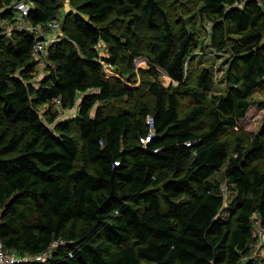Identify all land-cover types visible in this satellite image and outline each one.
<instances>
[{"label":"trees","instance_id":"trees-1","mask_svg":"<svg viewBox=\"0 0 264 264\" xmlns=\"http://www.w3.org/2000/svg\"><path fill=\"white\" fill-rule=\"evenodd\" d=\"M14 1L0 0L1 20L16 15ZM199 1L198 16L211 21L208 44L230 52L225 92L212 100L208 69L195 73L197 89L185 81L186 58L205 40L173 24L168 0H78L60 23L61 39L46 46L37 86L29 83L41 61L31 53L36 31L0 33V237L8 251L30 255L67 240L51 259L17 264H261L251 251L254 216L264 223V171L255 165L264 156V119L234 155L221 135L238 126L259 90L264 108V0ZM33 2L28 25L57 19L54 0ZM141 55L150 76L161 68L171 82L148 79L143 95L103 71L102 61L131 66ZM125 97L132 107L105 104ZM185 98L191 103L182 110ZM96 101L103 103L91 115ZM73 106L78 139L69 119L55 122ZM148 115L155 136L143 147ZM221 168L236 190L227 219L213 178Z\"/></svg>","mask_w":264,"mask_h":264},{"label":"rangeland","instance_id":"rangeland-1","mask_svg":"<svg viewBox=\"0 0 264 264\" xmlns=\"http://www.w3.org/2000/svg\"><path fill=\"white\" fill-rule=\"evenodd\" d=\"M15 0L13 3H15ZM28 5L32 6L35 2L33 0H27ZM59 5V10L57 13V26L51 28L49 26L42 27L39 29L33 28L31 25H28L25 21L24 17H20V12L18 9L14 8L12 11L16 14L11 19H0V33L6 36H9L13 31H18L23 28H27L30 31H36V35L38 38L45 37V51L40 53L37 58L41 60L39 63V72L38 74L29 80L33 86H37L40 82L42 76L45 73L44 65L46 63V46L52 43L53 41L59 40L62 37V33L60 30V23L63 20L65 14L74 10V4L78 0H54ZM169 2V15L172 19L173 24L177 27L179 23H185L189 29L196 35V37L203 38L205 40V45L202 48H196L193 50L186 58V85L193 89H197L198 86L195 82V73L199 70L206 68L213 75V81L207 90L208 99L212 100V95L214 94H224L225 89V71L230 59V52L228 49H224L222 51H217L213 49L208 44V34H209V25L210 20L201 18L197 14V6L200 5L199 0H168ZM199 4V5H198ZM125 20H117L116 25L124 26ZM115 31V30H114ZM97 50L101 55H107L106 46L102 43L97 45ZM103 71L107 76H111L115 79L121 81V83H125L129 86H132L139 92L142 93V87L144 85V92L146 94L148 87L146 86V81L148 79L154 80L157 79L161 84L167 85L171 82L170 77L162 70L158 68L157 78L150 76L147 73L149 61L145 55L134 57L131 66L127 65H119V66H111L107 65L105 61H102ZM82 93L78 94L77 98H80ZM152 97L150 96V99ZM261 99V90L255 92L251 97V105L248 109L246 116L238 120V126H234L233 129H228L225 131L221 138L227 143L229 155H234L233 148L236 143L243 145V147H247L249 144V138L253 133H256L259 130L260 124L264 119V108L259 105V101ZM79 99H77L78 103ZM184 104L182 105V110L191 103V100L188 98L184 99ZM103 101H96L94 107L91 109L90 114L94 115L96 107L102 104ZM106 106L114 108L115 110L120 108H130L133 106V101L131 98H123L122 100H110L105 103ZM76 107V106H75ZM46 105L40 104L36 107L38 113L40 114L42 120L47 123L50 127L53 126L52 122L48 121V117L46 116ZM56 110V106H52V110L50 112H54ZM76 111L72 110H58L57 117L55 122L60 121L62 119H69L71 127H70V135L77 138L79 137V125L76 121ZM8 130L10 133L15 129L16 132H19V127L8 126ZM54 129V127L52 128ZM256 167L259 168L260 171H264V156L255 162ZM223 168L219 169L217 173L214 174V179L220 181L221 183V192L225 198L224 206L219 213V216L222 219L232 218L234 215V209L229 207V202L236 195V190L234 187L229 184L228 181L223 175ZM262 221L258 216H254L253 219V236L255 240L253 242L252 248V257H259L260 263L264 264V235H259L260 226L259 224ZM32 258V257H31ZM141 264H154L152 262L143 261Z\"/></svg>","mask_w":264,"mask_h":264},{"label":"built area","instance_id":"built-area-1","mask_svg":"<svg viewBox=\"0 0 264 264\" xmlns=\"http://www.w3.org/2000/svg\"><path fill=\"white\" fill-rule=\"evenodd\" d=\"M13 7L18 9L20 12V17H24L27 15L30 6L28 5V1L27 0H17L15 3H13ZM48 26L51 28H54L57 26V19H51L48 22ZM45 37L44 38H37L33 45H32V55L34 58H37V56L45 51ZM107 65H110L109 63H107ZM56 104H60V99H56L55 100ZM64 110H72L74 109V111H76V107H66L63 108ZM62 109V110H63ZM147 123L149 126V130L148 133L145 136H141L139 138L140 140V144L143 147H146L147 143L149 142V140L155 136V132H154V127H153V117L151 115L147 116ZM194 142L192 141H187L186 145H191ZM154 151H157V148L153 149ZM259 226L260 231L259 235H264V223H260ZM65 242H67L66 239L63 238H59V239H54L50 245L48 246L47 249H45L44 251H42L41 253L38 254H34V255H30L27 253L24 254H18L15 253L13 251H8L7 249L4 248L3 242L1 240L0 237V264H17V263H26L29 259H34V260H46V259H51V253L54 249V247H56L59 244H64ZM72 250H69L67 252L68 255H72ZM32 257V258H31Z\"/></svg>","mask_w":264,"mask_h":264},{"label":"crops","instance_id":"crops-1","mask_svg":"<svg viewBox=\"0 0 264 264\" xmlns=\"http://www.w3.org/2000/svg\"><path fill=\"white\" fill-rule=\"evenodd\" d=\"M244 118V117H243Z\"/></svg>","mask_w":264,"mask_h":264}]
</instances>
